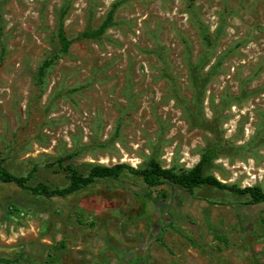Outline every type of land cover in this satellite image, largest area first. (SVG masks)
<instances>
[{
  "label": "rangeland",
  "instance_id": "obj_1",
  "mask_svg": "<svg viewBox=\"0 0 264 264\" xmlns=\"http://www.w3.org/2000/svg\"><path fill=\"white\" fill-rule=\"evenodd\" d=\"M60 25L68 50L38 80ZM0 34V161L28 184L65 186L59 158L81 174L182 169L215 147L205 174L264 190V0H0ZM21 253L13 264H264V204L127 171L65 198L0 182V258Z\"/></svg>",
  "mask_w": 264,
  "mask_h": 264
},
{
  "label": "trees",
  "instance_id": "obj_2",
  "mask_svg": "<svg viewBox=\"0 0 264 264\" xmlns=\"http://www.w3.org/2000/svg\"><path fill=\"white\" fill-rule=\"evenodd\" d=\"M110 20L111 12L107 15L105 20L96 30L86 33L84 32L83 35L88 38H95L104 31ZM69 45L70 41L65 36L62 26L60 25L57 30V45L54 48V53L46 58L38 67L36 75L38 80H41V78L45 75L47 68L50 67V65L57 59V57L67 52ZM0 49L1 59L4 47L1 46ZM216 155L217 152L215 147L206 148L200 154L199 160L190 168L177 169L174 166L164 168L159 164L158 161L150 158L147 160L146 166L141 168H132L123 163L115 164L112 166L93 164L86 174L79 173L70 164H63L62 159L59 158L56 160V164L67 174V183L63 187H50L43 182L28 184V181L31 177L30 172L25 176L14 175L0 161V182L12 184L17 188L28 192L29 194L41 196L44 198H65L91 185L97 179H115L122 172L127 171L132 175L139 176L148 187H153L163 184L164 182H169L187 191H191L193 188L206 186L221 191H227L237 196H245L247 197L250 204H264V190H262L260 186L252 185L248 187H240L239 185L234 183L222 182L212 174L204 173V168L213 161ZM8 206H13V203H10ZM19 258L25 259L26 255L21 253L12 259L0 258V264H13L16 263ZM40 264L51 263L49 261H43Z\"/></svg>",
  "mask_w": 264,
  "mask_h": 264
},
{
  "label": "bare ground",
  "instance_id": "obj_3",
  "mask_svg": "<svg viewBox=\"0 0 264 264\" xmlns=\"http://www.w3.org/2000/svg\"><path fill=\"white\" fill-rule=\"evenodd\" d=\"M122 161H123V160H122ZM100 162L104 163V161H100Z\"/></svg>",
  "mask_w": 264,
  "mask_h": 264
}]
</instances>
